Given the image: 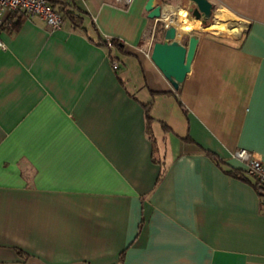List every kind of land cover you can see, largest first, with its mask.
Masks as SVG:
<instances>
[{
    "label": "crops",
    "instance_id": "0c3cea01",
    "mask_svg": "<svg viewBox=\"0 0 264 264\" xmlns=\"http://www.w3.org/2000/svg\"><path fill=\"white\" fill-rule=\"evenodd\" d=\"M73 1L79 25L14 12L0 33V264H264L262 191L234 157L264 164V0H208L241 27L187 32L177 88L147 0Z\"/></svg>",
    "mask_w": 264,
    "mask_h": 264
},
{
    "label": "water",
    "instance_id": "95a60500",
    "mask_svg": "<svg viewBox=\"0 0 264 264\" xmlns=\"http://www.w3.org/2000/svg\"><path fill=\"white\" fill-rule=\"evenodd\" d=\"M155 0H147L145 10L150 18L161 19L162 6L154 5ZM193 6L188 8V12L203 24L211 18L213 5L208 0H189ZM160 40H156L151 48V60L169 80L174 88L184 80L191 71L198 38L191 34L185 38V34L178 35L174 26H167Z\"/></svg>",
    "mask_w": 264,
    "mask_h": 264
},
{
    "label": "built area",
    "instance_id": "2783aa9c",
    "mask_svg": "<svg viewBox=\"0 0 264 264\" xmlns=\"http://www.w3.org/2000/svg\"><path fill=\"white\" fill-rule=\"evenodd\" d=\"M70 1V0H62ZM117 3L126 6L132 0H115ZM19 13L25 17L37 16L41 18L50 28H60L64 23L62 14L52 6L49 0H0V33L9 26L6 16L10 13ZM159 20V19H158ZM162 20V17L159 21ZM168 25L164 23L162 30ZM156 28H152L149 38L153 39ZM4 43L0 38V48H4ZM114 69L118 68V63L113 61ZM234 157L241 160L245 164V173L254 180L255 186L262 192V202L264 204V164L254 158L250 152L245 149H238L234 153Z\"/></svg>",
    "mask_w": 264,
    "mask_h": 264
},
{
    "label": "rangeland",
    "instance_id": "374dc122",
    "mask_svg": "<svg viewBox=\"0 0 264 264\" xmlns=\"http://www.w3.org/2000/svg\"><path fill=\"white\" fill-rule=\"evenodd\" d=\"M167 7H173V8H177V9H180V10H185L186 12V18L191 20V19H194V17L192 16L191 13L188 12V9L186 8H183V5L177 3V2H173V1H169L167 2ZM179 7V8H178ZM219 14V15H218ZM217 15V16H215ZM163 18H165V15L163 16ZM165 22H163V19L161 21H159L157 23V29L158 31L162 29L163 25H164ZM166 24V23H165ZM211 24H217L215 28H207L209 25ZM241 21L238 19V18H234V17H231V16H228V15H220V11H218L217 9H215L212 13V16L211 18L206 22V24H201L200 21H199V26L196 27V28H192L190 29L188 32H193L195 30H200L203 29L205 31H208V32H215V33H229V32H236L239 30V28L241 27ZM167 25H171V23H167ZM182 34H185V33H182ZM181 35V34H180ZM185 37V36H184Z\"/></svg>",
    "mask_w": 264,
    "mask_h": 264
},
{
    "label": "bare ground",
    "instance_id": "6f19581e",
    "mask_svg": "<svg viewBox=\"0 0 264 264\" xmlns=\"http://www.w3.org/2000/svg\"><path fill=\"white\" fill-rule=\"evenodd\" d=\"M165 15V18L163 16ZM163 22L171 23L175 27L177 34L187 33L190 29L196 28L199 26L198 19H187L185 10H180L173 7H165L162 13ZM217 25V24H216ZM215 24L209 25L207 28L217 27Z\"/></svg>",
    "mask_w": 264,
    "mask_h": 264
},
{
    "label": "trees",
    "instance_id": "16d2710c",
    "mask_svg": "<svg viewBox=\"0 0 264 264\" xmlns=\"http://www.w3.org/2000/svg\"><path fill=\"white\" fill-rule=\"evenodd\" d=\"M49 2L62 14L64 18H68L71 22H73L74 25L80 24V14H75V12L73 11V7L75 6L73 0L65 2L62 0H49ZM104 43L108 44L109 46H119L120 41L116 38H111ZM147 117H149L148 114Z\"/></svg>",
    "mask_w": 264,
    "mask_h": 264
}]
</instances>
